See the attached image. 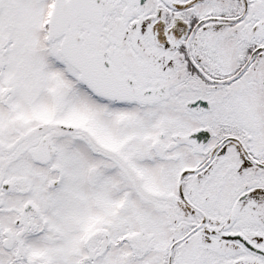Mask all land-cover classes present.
Wrapping results in <instances>:
<instances>
[{
    "label": "snow or ice",
    "instance_id": "1",
    "mask_svg": "<svg viewBox=\"0 0 264 264\" xmlns=\"http://www.w3.org/2000/svg\"><path fill=\"white\" fill-rule=\"evenodd\" d=\"M0 264H264V0H0Z\"/></svg>",
    "mask_w": 264,
    "mask_h": 264
}]
</instances>
